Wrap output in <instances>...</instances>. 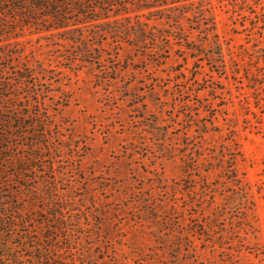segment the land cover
Instances as JSON below:
<instances>
[{"label":"rangeland","instance_id":"374dc122","mask_svg":"<svg viewBox=\"0 0 264 264\" xmlns=\"http://www.w3.org/2000/svg\"><path fill=\"white\" fill-rule=\"evenodd\" d=\"M225 1H206L216 34L191 35L207 62L180 41L145 59L90 33L106 60L74 65L57 32L0 41L20 82L0 88V112L14 128L40 121L11 147L0 125V203L23 209L22 258L57 242L47 264H264V0ZM29 68L43 77L18 78Z\"/></svg>","mask_w":264,"mask_h":264},{"label":"trees","instance_id":"16d2710c","mask_svg":"<svg viewBox=\"0 0 264 264\" xmlns=\"http://www.w3.org/2000/svg\"><path fill=\"white\" fill-rule=\"evenodd\" d=\"M207 0H0V41H5L13 37L19 29L29 27L36 32L60 33L64 40L73 41L77 46V54L71 58L72 65L78 61H90L102 63L106 60L104 55H97L89 37L100 36L101 39L113 37L118 45L121 41H126L140 51H144V58L148 52L162 54L175 41H180L190 51V55L196 61L212 60L214 55L208 54L204 48L194 46L192 34L196 31L202 37H212L216 34L217 22L215 15ZM257 0H227V6H232L236 10L243 4L257 3ZM8 20L4 22L1 17ZM12 19V23L9 20ZM90 24L95 29L87 28ZM95 38V37H94ZM167 43V44H166ZM219 43L216 42L218 56L223 57ZM6 45V44H5ZM167 45V46H166ZM19 52L13 53L10 57H15ZM6 50L0 47V64L7 58ZM225 66L226 61L217 60ZM209 63V62H208ZM8 69L0 68V88L6 91L15 89L12 87L14 79L8 78ZM44 74L34 72L31 68L27 73L17 72L18 78H42ZM27 85L25 81L21 82ZM42 94L36 90L31 91L28 98L33 100L34 95ZM5 97H8L4 94ZM3 98L2 96H0ZM11 99L16 97L10 96ZM47 96H45L46 103ZM2 104V102H0ZM18 108L19 106L15 104ZM14 114V113H13ZM41 117L43 112L35 113ZM24 117L31 115H25ZM21 117V116H20ZM16 119L12 112L4 114L0 112V125L5 131L3 141H7L12 146V139H23L26 133L18 131L22 128H33L40 126L39 122L30 124L21 123L14 128ZM11 124V125H10ZM18 132H14L16 130ZM10 129L13 132H9ZM46 129H36L35 133H43L47 136ZM19 144H17L18 146ZM39 144H37L38 146ZM21 147H24L23 145ZM14 194V191L12 192ZM15 195V194H14ZM18 197V196H17ZM10 198V196H9ZM11 202L14 201L12 197ZM13 203V202H12ZM11 204H6L1 199L0 203V264H47L51 254L60 255L57 242H53L48 247L43 244L33 246L34 251L41 254L28 255L22 258L16 244L11 239V235L19 229L18 213L23 209L14 208ZM23 221V219H22ZM53 239V237H49ZM34 242H36L34 240ZM56 251V252H55ZM23 261V262H22Z\"/></svg>","mask_w":264,"mask_h":264}]
</instances>
